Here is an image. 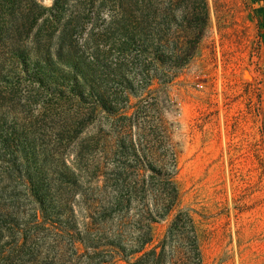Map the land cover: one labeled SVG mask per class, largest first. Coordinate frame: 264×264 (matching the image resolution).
I'll use <instances>...</instances> for the list:
<instances>
[{
	"label": "trees",
	"instance_id": "obj_1",
	"mask_svg": "<svg viewBox=\"0 0 264 264\" xmlns=\"http://www.w3.org/2000/svg\"><path fill=\"white\" fill-rule=\"evenodd\" d=\"M78 4L87 17L92 8H108L111 20L103 32L88 31L81 45L51 44L56 21L46 20L49 36L43 44L34 41L38 61H47L54 53L69 69L65 76L71 83L61 85L70 88L69 101L77 107L69 110L67 125L60 126L66 139L54 141L53 158L61 169L56 177L49 179L41 169L29 167L28 144L19 151L22 155L29 147L20 164L27 170L22 199L0 206V212L7 219H30L32 226L8 231L23 238L16 245L33 243L46 233L42 238L49 244L52 264H206L192 213L178 210V153L164 116L171 111L169 92L165 90L160 107L151 86L156 80L170 84L194 59L210 29V1L78 0ZM36 6L43 12L32 8L17 29H10L8 0H0V34H32L47 10ZM73 19L62 30L55 29L60 37L72 36ZM113 53L116 60L111 59ZM112 74L127 85L111 91ZM53 112L59 116L56 109ZM97 122L109 129L93 131ZM11 147L12 142H3L7 154ZM160 220L169 222L155 242L153 226Z\"/></svg>",
	"mask_w": 264,
	"mask_h": 264
},
{
	"label": "rangeland",
	"instance_id": "obj_2",
	"mask_svg": "<svg viewBox=\"0 0 264 264\" xmlns=\"http://www.w3.org/2000/svg\"><path fill=\"white\" fill-rule=\"evenodd\" d=\"M209 1L210 29L196 56L170 84L156 80L151 88L160 107L165 90L169 92L171 111L164 116L178 153V210L192 213L205 263L264 264V2ZM8 3L10 29H17L32 8L43 12L36 3L47 10L32 34H0V206L22 199L27 170L20 164L29 149V167L41 169L49 179L56 177L61 169L53 158L54 141L66 139L60 126L67 125L69 110L77 107L69 101L70 88L61 85L71 83L65 76L69 69L54 53L47 61H38L32 49L39 47L34 41L43 44L50 34L45 21H56L51 44L81 45L88 31L103 32L111 20L108 8H92L87 17L80 12L78 0ZM72 17V36L60 37L55 29L65 28ZM111 56L116 60V53ZM110 79L111 91L127 85L113 74ZM131 100L135 103L137 98ZM93 127L95 132L109 129L99 122ZM3 142H12L11 155ZM27 144L32 148L21 155ZM13 162L14 167L8 168ZM168 222L154 224L155 242ZM29 226L30 219H7L0 212V264H52L49 244L42 238L46 233L37 235L33 243L16 245L23 238L8 231Z\"/></svg>",
	"mask_w": 264,
	"mask_h": 264
}]
</instances>
